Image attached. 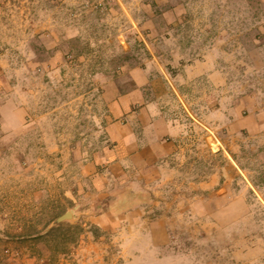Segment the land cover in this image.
<instances>
[{
	"label": "rangeland",
	"instance_id": "rangeland-1",
	"mask_svg": "<svg viewBox=\"0 0 264 264\" xmlns=\"http://www.w3.org/2000/svg\"><path fill=\"white\" fill-rule=\"evenodd\" d=\"M0 264H264V0H0Z\"/></svg>",
	"mask_w": 264,
	"mask_h": 264
},
{
	"label": "crops",
	"instance_id": "crops-1",
	"mask_svg": "<svg viewBox=\"0 0 264 264\" xmlns=\"http://www.w3.org/2000/svg\"><path fill=\"white\" fill-rule=\"evenodd\" d=\"M161 112L158 111L156 114H151L152 118L149 124H147L146 122L142 121L143 123L141 124V127L145 130L146 127H150L153 126L155 128V136L156 137V146H154V148L157 150V152L153 151L154 153H159L161 151H163L162 148V140L165 139L166 137H172L175 138V135H177V128L175 126H172V123L166 124L164 122L163 117L161 116ZM146 121V120H145ZM130 136H128L127 138L129 139ZM126 138V139H127ZM125 139V142H126ZM155 140V139H154ZM147 144H145L144 142L142 143V152H144V149L146 148ZM165 146V145H163ZM164 154V152L162 153V155Z\"/></svg>",
	"mask_w": 264,
	"mask_h": 264
}]
</instances>
